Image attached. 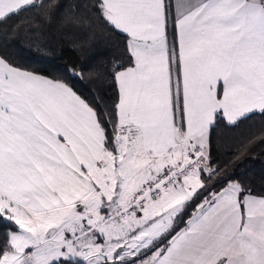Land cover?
<instances>
[{
  "label": "snow or ice",
  "instance_id": "snow-or-ice-1",
  "mask_svg": "<svg viewBox=\"0 0 264 264\" xmlns=\"http://www.w3.org/2000/svg\"><path fill=\"white\" fill-rule=\"evenodd\" d=\"M257 156L264 0H0V264H264Z\"/></svg>",
  "mask_w": 264,
  "mask_h": 264
},
{
  "label": "trees",
  "instance_id": "trees-1",
  "mask_svg": "<svg viewBox=\"0 0 264 264\" xmlns=\"http://www.w3.org/2000/svg\"><path fill=\"white\" fill-rule=\"evenodd\" d=\"M24 56H28L29 53H23ZM76 57L73 56L71 52H63L60 53L58 58L56 59L57 64L66 63L70 60L75 59ZM83 59V55L80 57ZM246 168H250L253 170L254 174H258L261 168H264V159H261L259 156L255 160L250 161L247 165H245Z\"/></svg>",
  "mask_w": 264,
  "mask_h": 264
}]
</instances>
